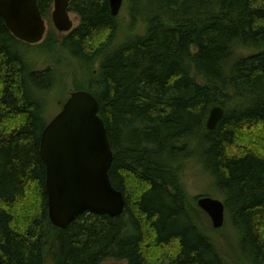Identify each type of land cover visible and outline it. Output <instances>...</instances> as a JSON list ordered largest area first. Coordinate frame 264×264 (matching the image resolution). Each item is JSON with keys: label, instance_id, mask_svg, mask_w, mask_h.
<instances>
[{"label": "trees", "instance_id": "trees-1", "mask_svg": "<svg viewBox=\"0 0 264 264\" xmlns=\"http://www.w3.org/2000/svg\"><path fill=\"white\" fill-rule=\"evenodd\" d=\"M127 1L131 28L146 24V33L112 51L121 23L109 0L69 5L80 24L59 50L85 65L82 91L99 102L114 153L110 180L126 206L119 217L85 214L65 230L51 224L45 191L48 107L31 95L55 86L54 68L35 71L24 51L31 45L0 17L3 264H47L49 247L54 264H229L200 227L209 218L201 197L187 195L191 162L231 215L236 264H264V0ZM38 5L49 21L54 0ZM57 44L35 46L51 55ZM215 106L224 115L209 131Z\"/></svg>", "mask_w": 264, "mask_h": 264}, {"label": "water", "instance_id": "water-1", "mask_svg": "<svg viewBox=\"0 0 264 264\" xmlns=\"http://www.w3.org/2000/svg\"><path fill=\"white\" fill-rule=\"evenodd\" d=\"M71 1L54 0L52 23L61 34L74 29L69 12ZM123 3L124 0H109L113 17L120 15ZM0 17L18 41L29 45L44 41L47 22L38 0H0ZM99 111V102L90 92H71L61 112L42 132L40 154L46 170L45 191L49 218L56 228L65 230L85 214L116 218L125 211V197L110 180L114 153ZM223 115L220 106L212 108L207 129L215 130ZM197 204L214 229L224 226V202L201 197ZM0 264H3L1 258Z\"/></svg>", "mask_w": 264, "mask_h": 264}, {"label": "rangeland", "instance_id": "rangeland-1", "mask_svg": "<svg viewBox=\"0 0 264 264\" xmlns=\"http://www.w3.org/2000/svg\"><path fill=\"white\" fill-rule=\"evenodd\" d=\"M147 8L146 4H142L138 7V10H144ZM128 1H124L123 9L120 13V23L121 30L117 34L114 43H112L111 51L114 48L121 46L125 43L132 35H143L146 33V24L143 25V29L136 26L132 29L133 20L130 17V11ZM53 12V11H52ZM139 12V11H138ZM118 17V16H117ZM116 18V17H115ZM71 19L74 23V28H77L80 24L79 18L71 14ZM65 36L58 33L52 23V13L50 15L49 21H47V33L44 40H49L50 38L55 39L58 43L56 45V50L54 54L48 55L44 50H38V46H30L29 49L24 50L28 54V59L31 61L32 66L35 71H45L47 68H54L55 72V86L48 91L40 92V94L34 93L33 87L31 88V95L37 100L42 101V97L45 99V104H47V110L45 112L46 122H50L56 115H58L62 109L63 104L69 97V93L75 91L76 89L89 90L87 85V79L84 78L80 71H83L85 65L81 64L80 61L74 60L72 58H66L65 53L59 50V45L61 39ZM94 70H98V64L95 65ZM78 77V85L75 87L73 84L75 82V76ZM80 90V91H81ZM183 180L185 183V189L190 200L199 197H210L212 199H222L217 196L211 188L210 178L202 171L201 167L195 162H191L186 165L183 171ZM223 202V200H221ZM228 212H226V221L221 229H214L210 218L205 219V225L200 224V227L208 233V235L215 240L218 250L226 258L229 264H236L238 259L235 240L236 236L234 234V229L232 227V218H230ZM200 228V229H201ZM53 250L49 247L46 250L47 253V264H54L52 257ZM106 264H122L109 262Z\"/></svg>", "mask_w": 264, "mask_h": 264}]
</instances>
